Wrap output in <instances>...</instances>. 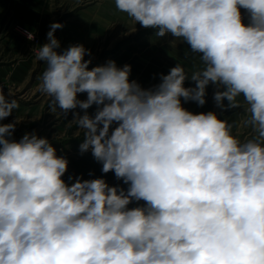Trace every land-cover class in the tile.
<instances>
[{
  "label": "clouds",
  "instance_id": "clouds-1",
  "mask_svg": "<svg viewBox=\"0 0 264 264\" xmlns=\"http://www.w3.org/2000/svg\"><path fill=\"white\" fill-rule=\"evenodd\" d=\"M114 2L157 36L181 38L204 68L189 77L177 63L146 89L131 65L89 68L82 44L57 51L63 25L52 23L34 52L46 64L40 89L65 115L97 106L73 112L79 150L129 187L102 177L69 185V161L46 137L17 142L16 124L0 123V264H264V0ZM210 84L221 110L243 96L255 138L241 142L216 112L183 107L203 106ZM9 97L0 87V121L19 108ZM134 200L145 204L128 208Z\"/></svg>",
  "mask_w": 264,
  "mask_h": 264
},
{
  "label": "crops",
  "instance_id": "crops-1",
  "mask_svg": "<svg viewBox=\"0 0 264 264\" xmlns=\"http://www.w3.org/2000/svg\"><path fill=\"white\" fill-rule=\"evenodd\" d=\"M99 9L101 10V7ZM54 11L53 0H0V83L5 94L11 92L12 97L9 99L15 98L19 103V108L0 123L16 124L15 131L9 139L17 142L25 133L35 132L39 137H46L56 148L57 155L69 161L68 171L62 177L69 185L75 182L77 177L84 180L102 177L110 186H117L126 191L129 186L124 184L123 180H118L113 172L102 173V164L94 159L90 150L83 154L79 150L84 137L81 132L85 130L73 122V112L83 115L87 111L89 115H94L97 106L93 105L87 110L77 108L65 115L59 107H56L55 111L51 110L52 98L40 89L46 64L37 61L34 52L48 42L47 33L54 18ZM94 14L100 18L99 23L103 17V23L106 24L104 11L102 14L98 12ZM246 18L248 19V13ZM67 26L64 29L68 31L69 39L64 42H70L71 45L77 43L69 35L70 33L75 34L77 31L86 33L92 28L90 21L85 24L80 20L79 23L74 20ZM16 27L26 29L35 35L39 45L35 46L31 40L20 34ZM130 49V56L125 57L123 51L116 53V64L119 62L118 67L131 65L130 80L137 81L146 89L159 84L161 74L167 75L177 63L184 67L189 77L193 72L204 68L200 55L193 53L190 46L181 38H174L171 34L164 37H159L156 33L143 35L130 44ZM194 86V82L190 79L185 81V87ZM216 90L215 85L210 84L207 87L206 103L203 106L182 100L183 107L197 114L216 112L219 119L226 120L232 125V134L241 142L255 138L256 131L246 123L250 113L246 110L248 105L243 96L238 97L240 107L227 109V113L221 115L222 110L216 106L213 99ZM78 99L86 100L87 94H78ZM224 104L227 105L228 101L225 100ZM73 127H76V131L71 134L69 130ZM62 141L66 143L63 144ZM69 177L73 179L69 180ZM144 204V201L134 200L128 208L144 206Z\"/></svg>",
  "mask_w": 264,
  "mask_h": 264
},
{
  "label": "rangeland",
  "instance_id": "rangeland-1",
  "mask_svg": "<svg viewBox=\"0 0 264 264\" xmlns=\"http://www.w3.org/2000/svg\"><path fill=\"white\" fill-rule=\"evenodd\" d=\"M53 5L55 11L52 23L58 22L63 25L54 33L60 42L59 52H63L64 49L71 46L70 42H64V40L69 39L67 36L68 31L64 29L68 27L69 23H73L74 20L77 23L80 20L85 24L91 22L90 32L80 33L77 31L75 34H69L75 39L76 45L82 44L91 51L90 56H85L86 60H91L89 67L104 65L109 60L116 62V53L119 51H123L125 57L130 56V44L133 41L138 40L143 35H149L157 31L156 29L145 28L139 23L136 24L126 13L117 10L114 0H53ZM98 7H101V10ZM95 11L99 14L104 11L107 25L103 23V17L100 21L101 24L99 23L100 18L94 14ZM241 13L244 23L247 24L246 10L241 9ZM118 64L117 66H119ZM227 111V109L222 110L221 115L227 113ZM74 131H76V127L71 128L69 133L72 134ZM81 134H84V131ZM62 143L65 144L66 141H62Z\"/></svg>",
  "mask_w": 264,
  "mask_h": 264
},
{
  "label": "built area",
  "instance_id": "built-area-1",
  "mask_svg": "<svg viewBox=\"0 0 264 264\" xmlns=\"http://www.w3.org/2000/svg\"><path fill=\"white\" fill-rule=\"evenodd\" d=\"M15 29H16L20 34H22L25 38H27L26 33H28V31L23 30V29H21V28H19V27H16ZM33 36H34V35H33ZM27 39H28V38H27ZM28 40H29V39H28ZM31 41L35 44V46H37V45L39 44V41H38V39H37L36 36H34V39H32ZM0 87L3 88L2 83H0ZM3 90H4V88H3Z\"/></svg>",
  "mask_w": 264,
  "mask_h": 264
}]
</instances>
